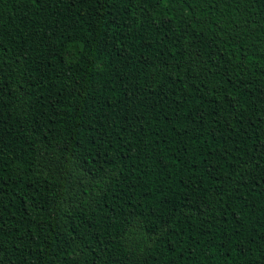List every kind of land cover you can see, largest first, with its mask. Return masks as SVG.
Segmentation results:
<instances>
[{
	"label": "trees",
	"instance_id": "trees-1",
	"mask_svg": "<svg viewBox=\"0 0 264 264\" xmlns=\"http://www.w3.org/2000/svg\"><path fill=\"white\" fill-rule=\"evenodd\" d=\"M0 264H264V0H0Z\"/></svg>",
	"mask_w": 264,
	"mask_h": 264
}]
</instances>
